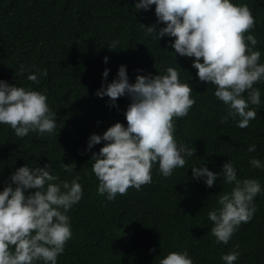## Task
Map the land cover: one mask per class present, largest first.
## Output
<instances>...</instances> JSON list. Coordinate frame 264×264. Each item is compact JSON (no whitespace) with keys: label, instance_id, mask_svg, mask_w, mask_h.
Instances as JSON below:
<instances>
[{"label":"trees","instance_id":"16d2710c","mask_svg":"<svg viewBox=\"0 0 264 264\" xmlns=\"http://www.w3.org/2000/svg\"><path fill=\"white\" fill-rule=\"evenodd\" d=\"M246 4L253 17L249 29L255 49L264 62V0H232ZM134 0H0V79L9 84L46 94L50 109L56 112L53 134L29 131L15 136L7 124H0V190L15 168L48 161L59 180L79 176L82 197L68 211L72 236L65 242L57 264H157L169 251L186 249L193 264H223L220 256L238 245L240 255L234 264H264V168L249 164L250 157L264 162V80L256 82L259 105L249 104L257 115L245 128L229 119L220 123L227 106L214 95V85L200 81L191 58L173 53L161 37L157 41L142 27L156 23L154 6L135 12ZM247 33H245L246 35ZM118 40L115 49L107 46ZM167 49V50H164ZM108 57L107 63L102 57ZM126 66L129 82L139 74L163 73L178 66L179 79L188 82L195 102L183 117H173L174 138L194 147L183 167L164 177L158 164L151 169L152 182L140 190L129 187L124 194L106 200L96 192L97 178L91 170L95 144L87 151L86 140L101 134L116 121L125 124L123 110L129 98L118 97L116 107L108 97L95 96L101 83L111 82L119 65ZM23 65L47 69L35 84L21 72ZM109 69L106 78L102 70ZM190 76V77H189ZM247 98V90L242 93ZM57 133V135H56ZM255 144V151H247ZM230 159L237 178H256L262 191L254 198L256 211L241 223L227 244L215 242L207 211L215 208L219 192L231 185L217 178L212 187L193 179L192 166L205 164L214 172ZM73 167L66 172L64 165ZM72 164V165H71ZM31 191V190H26ZM151 249V251H150ZM35 264H42L36 261Z\"/></svg>","mask_w":264,"mask_h":264},{"label":"clouds","instance_id":"9594fccd","mask_svg":"<svg viewBox=\"0 0 264 264\" xmlns=\"http://www.w3.org/2000/svg\"><path fill=\"white\" fill-rule=\"evenodd\" d=\"M154 6L156 24L142 25L145 32L156 41L170 37L166 45L172 52L191 58L196 77L214 85L213 95L227 106L220 123L229 119L236 126L245 128L257 112L249 104L259 105L260 90L253 85L264 80V62L261 52L255 49V36L248 30L254 27V17L246 4L232 0H134L135 12L147 11ZM245 33H247L245 35ZM118 40L107 46L115 49ZM167 50V49H164ZM107 63L108 57H102ZM178 66L167 67L163 73L139 74L129 82L126 66L117 67L111 82L101 83L94 90L97 97L107 96V103L116 107L118 97H128L123 110L126 121H116L101 134L87 137L85 151L102 143L91 153V170L97 178L96 192L106 200L124 194L129 187L140 190L141 185L152 182L151 169L158 164L164 177L173 169L181 168L186 157L194 156V147H187L174 138L173 117L187 115L195 100L188 82L179 79ZM23 65L21 72L35 84L47 75V69ZM180 69V68H179ZM109 69L102 70L106 78ZM190 77V76H189ZM247 90V98L242 93ZM0 124H7L17 137L29 131L53 134L56 129V112L47 103L46 94L31 88L9 84L0 79ZM57 135V133H56ZM249 144L247 151H255ZM255 168H264V162L249 158ZM66 172H73L65 165ZM193 179L202 180L206 187L222 180L231 185L228 191L219 192L215 208L207 211L212 222L211 234L215 242L227 244L241 223H247L256 211L254 198L262 191L256 178H237L236 168L227 159L220 171L214 172L202 163L192 166ZM26 190H31L27 191ZM79 176L59 180L51 173L50 165L30 167L27 163L10 172L0 190V264H57L58 254L63 253L65 242L71 238L69 209L82 197ZM151 251V249H150ZM240 255L238 245L220 256L223 264H234ZM157 264H193L186 249L169 251Z\"/></svg>","mask_w":264,"mask_h":264}]
</instances>
